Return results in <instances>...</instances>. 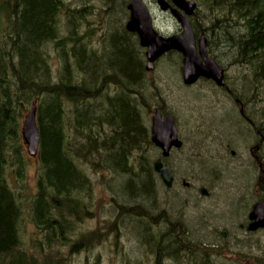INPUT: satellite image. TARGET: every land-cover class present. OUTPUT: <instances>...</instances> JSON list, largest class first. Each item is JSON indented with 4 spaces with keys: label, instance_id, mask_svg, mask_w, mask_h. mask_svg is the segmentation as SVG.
Segmentation results:
<instances>
[{
    "label": "trees",
    "instance_id": "trees-1",
    "mask_svg": "<svg viewBox=\"0 0 264 264\" xmlns=\"http://www.w3.org/2000/svg\"><path fill=\"white\" fill-rule=\"evenodd\" d=\"M197 1L208 11L204 20L212 25L206 29L195 23L194 16L195 34L218 32L234 49L235 59L247 66L243 85L253 88L251 96L259 108L242 106L252 121L248 126L256 127L255 122H264V0ZM83 7L71 8L66 0H0V264H62L71 219L84 213L87 197H92L89 169L119 176L118 197L113 198L118 219L110 231H117L120 217L126 216L131 232L141 238L151 236L152 227L160 229L154 244L158 264L165 254L178 255L184 249L192 255L196 248L205 258L209 252L191 241L187 224L161 206L157 190L163 185L142 153L149 142L143 116L149 96L144 49L124 27L119 10L110 24L116 27L100 53L80 41L77 25L69 29L66 40L59 39L62 13L69 14L72 27L85 16L87 6ZM54 42L60 46L58 70H53L49 52ZM34 100L40 133L35 158L40 165L38 193L29 202L33 222L43 235V255L37 244L31 250L25 247L20 231L23 195L9 181V174L22 183L26 177L22 127ZM194 145L206 152L200 141ZM136 150L141 151L139 156ZM187 160L195 164L193 158ZM165 238L169 245L163 246ZM83 243L88 239L78 238L71 247L77 250Z\"/></svg>",
    "mask_w": 264,
    "mask_h": 264
},
{
    "label": "rangeland",
    "instance_id": "rangeland-1",
    "mask_svg": "<svg viewBox=\"0 0 264 264\" xmlns=\"http://www.w3.org/2000/svg\"><path fill=\"white\" fill-rule=\"evenodd\" d=\"M144 1L152 12L155 27L161 33L172 35L180 32L179 24L170 14L160 10L156 0ZM66 2L71 8L87 7L85 16L72 27L68 26L69 14L66 11L62 13L59 19V39L66 40L69 29H74L77 25V35L82 36L80 41L98 53L103 50L114 27L110 25L114 20L113 14L118 13V10L122 13L124 27L129 18V0ZM201 7L194 20L208 29L212 23L204 20L203 16L208 11ZM201 21L204 24L199 23ZM211 30H208L207 46L225 69V89L221 90L215 82L213 84L204 79L193 85H186L182 75L183 56L177 52H169L159 57L152 70L147 71L145 78L149 89L147 101L151 105L160 103L163 108L173 112L181 125L182 136L188 140L187 148L176 150L173 154L177 172L179 175L183 174V178L171 189L163 185L157 190L159 201L162 207L170 208L173 218L179 217L187 224V234L191 241L200 243L209 252L203 258L196 248H192V255L191 250L184 249L178 255L165 254L161 261L162 264H264V230L250 233L246 228H241V224L247 221L245 213L250 209L247 205L253 204L264 195L262 182L259 181L260 171H254L252 155L250 159L248 157V150L254 148L264 167V122H255L259 131L255 130L256 127L248 126L247 122L252 121L249 116L244 115L242 108L245 106L254 111L259 108V102L251 96L253 88L243 85L247 66L235 59L234 49L228 48L222 35L218 36V32L212 35ZM67 44L70 59L71 44ZM49 52L52 55V68L58 70L62 63L58 56L60 46L54 42ZM144 59L146 69L145 53ZM143 116L145 125L149 127L152 108L149 111L145 106ZM196 141H200L206 152L195 148ZM260 143L261 147L257 149ZM146 146L147 143L143 154ZM23 150L27 159L24 183L14 174H9V181L23 195L24 216L20 231L25 247L31 250L37 244L43 255V235L33 222L32 206L29 202L38 193L37 171L40 163L35 157L29 158L25 143ZM157 152L158 150L151 148L148 155L155 159ZM140 153L141 151H135L136 156ZM189 156L196 164L190 162L193 164L192 168L187 166L190 165L187 160ZM89 170L93 186L92 197H87L88 207L84 213L79 211L78 218L71 219V233L63 248L62 264H158L159 256L154 252V244L159 239L160 229L152 227L151 236L143 238L145 235H142L141 238L131 232L129 217L121 216L119 229L110 231L114 219H118L113 198L118 197L119 189L115 184L119 176L112 171L94 173L93 169ZM184 179L190 182L189 187L183 185ZM203 186L207 188V194L200 191ZM120 200L125 204L124 199ZM223 231L226 232L225 238L220 235ZM81 237L87 238L88 243L73 250L71 245ZM162 241L163 246L169 245L166 238Z\"/></svg>",
    "mask_w": 264,
    "mask_h": 264
},
{
    "label": "water",
    "instance_id": "water-1",
    "mask_svg": "<svg viewBox=\"0 0 264 264\" xmlns=\"http://www.w3.org/2000/svg\"><path fill=\"white\" fill-rule=\"evenodd\" d=\"M172 1L176 6L175 8H172L170 0H157L162 10L171 9L173 15L182 26L181 34H175L169 37L161 35L154 28L151 13L143 0H130L128 4L131 15L127 22V28L129 31L137 32L141 45L147 48V69H150L153 63L165 52L177 50L183 54V78L186 84H192L203 76L211 78L217 84L221 85L224 79V69L216 59L208 54L205 36L200 37L199 50L197 49L196 38L187 17L195 12L197 8L196 1ZM22 136L27 144L28 153L31 156H36L40 148L36 100L33 101V105L25 117ZM177 136L178 131L173 116H167L165 119H162L161 113L157 111L153 116L152 123L153 142L162 147L166 154L172 145L180 144ZM169 138H171L170 141ZM154 166L161 175L164 183L170 186L173 182L171 170L169 168H162L160 159L155 162ZM202 192L206 193L205 189ZM251 219L254 222L250 229L255 230L259 227H264V202L255 205L251 213Z\"/></svg>",
    "mask_w": 264,
    "mask_h": 264
},
{
    "label": "flooded vegetation",
    "instance_id": "flooded-vegetation-1",
    "mask_svg": "<svg viewBox=\"0 0 264 264\" xmlns=\"http://www.w3.org/2000/svg\"><path fill=\"white\" fill-rule=\"evenodd\" d=\"M165 13H168V14H170V15H172V13L169 11V12H165ZM130 14V13H129ZM126 27V26H125ZM126 30H127V28H126ZM128 31V30H127ZM129 33H131L132 35H135V37L137 38V41H138V43H139V45H141L140 44V40H139V37H138V35L136 34V33H134V32H130V31H128ZM141 47V46H140ZM142 48V47H141ZM144 53H146V51L144 50ZM146 55V54H145ZM155 65V64H154ZM147 71L149 72V70H147V69H145V71H144V73H145V77L147 76ZM200 79H204V80H206V81H210L211 83H213V84H215L214 83V81L212 80V79H206V78H200ZM225 87H227V85H226V83L223 85V86H220V87H218V88H220L221 90L222 89H225ZM241 105H242V103H241ZM152 106H154V108L152 107ZM146 107H148V110L150 111V109L152 108V116L155 114V112H157V111H159L160 113H161V117H162V119H165L167 116H173V118H174V120L176 121V127H177V131H178V141L180 142V144L179 145H172L170 148H169V150H168V152L165 154L164 153V149L162 148V147H160V146H158L157 144H155L153 141H152V120H153V117L151 116V118H150V125H149V127H147V129H148V141L149 142H151V144H149V142L147 143V146H146V150L144 151V156L145 157H147L148 158V160L151 162V165H152V167H151V169L155 172V174H156V176H157V179L161 182V184L162 185H164V187H166L167 189H171V188H173L174 186H175V184L176 183H178V180L179 179H181V178H183V174L182 175H179L178 174V172H177V168H176V166H175V162L173 161V154H174V151H176V150H183V149H185V148H187L188 146L186 145V143L188 142V140L186 141L185 139H184V137L182 136V131H181V125H179V122L177 121V117L174 115V113L173 112H171V111H168V110H166L165 108H163L164 106L163 105H161L160 103H153L152 105H151V103H150V101L148 100L147 101V103H146ZM242 111H243V108H242ZM255 125V124H254ZM256 126V125H255ZM178 128H179V130H178ZM257 128V127H256ZM257 131H259V130H257ZM171 140V138H169V141ZM258 147H257V149L258 148H260L261 147V143H260V146L259 145H257ZM252 147V146H251ZM151 148H154L155 150H158V152H157V156H156V158L155 159H151V157L148 155V152H149V150L151 149ZM226 149H228V147H226ZM170 152V153H169ZM232 153L234 154L235 153V150H233L232 151ZM163 155H165L164 157H163ZM251 155H252V159H253V169H254V171H260V177H259V181H261L262 182V184H261V186H264V167H263V161H261V158H260V156L257 154V152L256 151H254V148L252 149H250V150H248V157H249V159H250V157H251ZM160 157V158H159ZM189 159H191V156H189L188 157ZM158 159H160L161 160V163H162V168H169L170 170H171V174H172V176H174L173 178V182H172V186L170 185V186H167L165 183H164V181L162 180V177H161V175L159 174V172L155 169V166H154V164H155V162L158 160ZM170 159L172 160V161H170ZM168 166V167H167ZM171 167V168H170ZM173 172V173H172ZM262 172V173H261ZM186 181V182H185ZM182 183H183V185L185 186V187H189L190 186V182L188 181V180H186V179H184L183 181H182ZM203 188H205V191H206V193H208V190H207V188L206 187H201L200 188V191L202 192L203 191ZM264 190V189H263ZM261 202H264V195H263V197L262 198H260V199H258V200H256V201H254V203L253 204H249V205H247L248 207H250V209H248L247 210V213H245L247 216V221L244 223V224H241V228L242 229H244V228H246L250 233H256V232H259V231H261V230H264V227H259V228H257V229H255V230H251L250 229V227H251V225H252V223L254 222V220L253 219H251V213H252V211H253V209H254V207H255V205L256 204H258V203H261ZM220 235L223 237V238H225L226 237V232H221L220 233Z\"/></svg>",
    "mask_w": 264,
    "mask_h": 264
},
{
    "label": "bare ground",
    "instance_id": "bare-ground-1",
    "mask_svg": "<svg viewBox=\"0 0 264 264\" xmlns=\"http://www.w3.org/2000/svg\"><path fill=\"white\" fill-rule=\"evenodd\" d=\"M131 32V31H130ZM176 120V119H175ZM178 130H179V128H178ZM170 153V152H169ZM165 155H163V157H164ZM160 158V157H159ZM163 163V162H162ZM168 167V166H167ZM171 168V167H170ZM173 173V172H172ZM174 177V176H173ZM174 179V178H173ZM163 180V179H162ZM186 182V181H185ZM172 186V185H171ZM203 193V192H202ZM205 194H207V193H205Z\"/></svg>",
    "mask_w": 264,
    "mask_h": 264
}]
</instances>
